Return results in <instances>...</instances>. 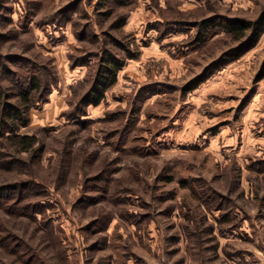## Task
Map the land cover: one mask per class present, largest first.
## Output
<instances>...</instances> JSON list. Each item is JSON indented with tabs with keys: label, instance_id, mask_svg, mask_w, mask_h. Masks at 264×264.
<instances>
[{
	"label": "rangeland",
	"instance_id": "obj_1",
	"mask_svg": "<svg viewBox=\"0 0 264 264\" xmlns=\"http://www.w3.org/2000/svg\"><path fill=\"white\" fill-rule=\"evenodd\" d=\"M95 3L0 0V73L26 77L38 62L54 71L20 132L43 143L36 177L61 243L1 206L0 237L22 235L44 264H264V31L231 61L224 32L196 42L201 20L254 19L264 0H134L110 18ZM74 23L138 52L87 107L85 126L63 113L101 50ZM0 260L24 264L1 248Z\"/></svg>",
	"mask_w": 264,
	"mask_h": 264
},
{
	"label": "trees",
	"instance_id": "obj_2",
	"mask_svg": "<svg viewBox=\"0 0 264 264\" xmlns=\"http://www.w3.org/2000/svg\"><path fill=\"white\" fill-rule=\"evenodd\" d=\"M133 3L134 0H96L94 9L102 17L110 18L118 7H130ZM197 26L200 30L196 42L206 43L209 38L221 32L228 35L232 42H236L224 54L231 61L253 46L263 33L264 8L254 19L214 15L201 20ZM88 27L89 24H73V33L77 39L87 38ZM101 32L104 36V30ZM93 33L87 39L91 38L97 42L101 50V54H97V65L88 85H85L83 80L73 88L74 95L77 90L84 91L76 101L69 102L71 107L63 113L67 119H77L73 122L83 126L86 121H79L80 118L86 116L87 107L98 104L105 91L116 82L117 73L125 64L124 58L138 56V52L130 49L129 41L122 42L109 36L113 44V48H109L105 40H99L103 36L94 31ZM116 51L122 52L123 56ZM220 59L222 58L214 59L207 67L219 64ZM77 63L82 65L81 62L75 61L71 62V65H79ZM35 67L26 77L2 67V74L7 75V85L2 82L3 75L0 73V172L8 174V177L0 181V206L11 216L26 217L39 223L46 229L51 241L59 245L61 238L52 225L51 218L46 214V209L51 206L48 200V185L36 177L35 167L39 163L36 161L43 155V143L36 133L20 132V129L29 123L30 110L37 103L47 100L53 84L49 79H45L49 74H54L51 66L50 72L47 71L46 62H38ZM215 209L221 210V206L217 205ZM38 213L41 214L40 218L37 217ZM4 231L5 235L0 237L1 249L15 255L24 264H44L25 237L6 228ZM0 264L7 263L0 260Z\"/></svg>",
	"mask_w": 264,
	"mask_h": 264
}]
</instances>
